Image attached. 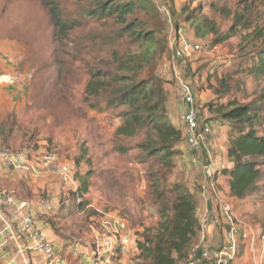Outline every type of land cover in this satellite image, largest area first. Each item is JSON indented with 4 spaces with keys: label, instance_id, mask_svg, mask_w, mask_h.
<instances>
[{
    "label": "rangeland",
    "instance_id": "1",
    "mask_svg": "<svg viewBox=\"0 0 264 264\" xmlns=\"http://www.w3.org/2000/svg\"><path fill=\"white\" fill-rule=\"evenodd\" d=\"M50 1L59 3L65 15L77 21L62 43L55 38ZM138 1L139 8L129 19L140 21L139 30L160 32L167 42L166 54L144 74L154 72L160 77L170 118L175 117L184 126L181 115L187 106L176 96L184 81L193 88L201 123H213V144L206 149L208 162L201 161V167H197L192 161L195 155L191 156L184 162L185 167H191L189 174L182 177L184 163L180 156L187 152H180L166 185L182 182L205 193L207 199L215 197L218 205L230 202L239 225L252 227L254 237L253 242L242 245L235 262L264 264V185L244 199L231 194V177L224 172L234 167L228 155L230 125L214 120L218 103L231 99L248 103L264 95V74L255 70L264 57V36L257 35L264 29V0ZM91 7V3L77 0H0V50L23 55V68L34 76L26 88L24 107L0 117V123L7 121L13 128L0 142L36 162L42 154L54 153L73 168L76 176L75 182L69 183L56 174L17 172L0 178V191L11 193L16 203L28 201L37 223H46L55 235L67 241L64 255H60L62 262L86 264V258L72 257L66 246L78 243L91 252L96 248L93 228L101 230L105 220L118 216L128 222L132 242L129 252L118 254L112 264H144L133 238L142 239L145 230L159 222L160 206L153 197L150 175L160 166L139 148L144 136L116 135L124 121L120 113L125 106L113 108L106 95L86 93L91 71H113L117 55L136 51L140 44L116 18H86L83 13ZM178 27L184 28L186 36L210 45V49L190 58L180 55ZM219 78L228 86L226 93ZM256 129L264 134V122ZM204 165L215 171L223 167L222 173H216L209 183L210 177L202 170ZM78 177L88 178L83 194L78 192ZM49 204L51 209L47 208ZM5 210L6 218L16 225L15 207ZM224 239L221 237L214 247ZM15 252L12 243L0 250V264L9 261Z\"/></svg>",
    "mask_w": 264,
    "mask_h": 264
},
{
    "label": "trees",
    "instance_id": "2",
    "mask_svg": "<svg viewBox=\"0 0 264 264\" xmlns=\"http://www.w3.org/2000/svg\"><path fill=\"white\" fill-rule=\"evenodd\" d=\"M77 1L92 4L83 13L86 18H116L125 24L124 29L140 44L136 51L118 54V64L113 71H91L86 93L97 97L106 95L108 105L113 108L125 106L126 109L120 113L124 121L117 128L116 135L126 138L144 136L138 144L139 148L146 157H154L160 166L159 169L154 168L150 175L153 197L160 206L159 222L155 227L147 228L142 239L133 238L139 260L144 264H183L200 239L199 202L184 183L177 181L167 186L166 182L181 152L185 129L175 117L170 118L166 89L160 77L154 72L144 74L166 54V39L152 29L139 30L140 21L129 19L139 8L138 0ZM49 5L55 38L62 43L69 37L77 21L67 17L56 1H50ZM185 9L188 10V7ZM189 14L188 21H191L193 15L190 10ZM257 35L263 37L264 29L258 31ZM261 61L262 64L255 70L264 74V57ZM219 82L225 88L223 93H226L228 86L224 79L219 78ZM211 87L215 88L213 85ZM258 101L243 103L231 99L218 103L214 110V120L230 125L228 155L233 159L234 167L224 172L231 177V194L240 199L262 189L264 185V134L256 129L258 123L262 125L264 122V95ZM12 131L9 122L0 123V139H7ZM77 179L80 180L78 192L83 194L88 188V178Z\"/></svg>",
    "mask_w": 264,
    "mask_h": 264
},
{
    "label": "built area",
    "instance_id": "3",
    "mask_svg": "<svg viewBox=\"0 0 264 264\" xmlns=\"http://www.w3.org/2000/svg\"><path fill=\"white\" fill-rule=\"evenodd\" d=\"M177 32L180 36V55L190 58L196 53L210 49V45H205L201 41L186 36L183 27H178ZM6 56L18 62H22L23 58V55H12L11 53H7ZM33 77L31 71L19 66L11 72L0 74V85L27 88L32 83ZM176 96L179 102L187 106L181 115V121L184 124L188 150L195 153L201 148L207 149L211 143L213 123H201L193 88L188 82L181 81ZM198 156L195 155L192 161L197 167H201L202 159ZM0 159L16 172L56 174L69 183H74L76 180L73 168L54 153H44L36 162L22 151L0 143ZM202 167L206 175L210 177L209 183L212 182L215 174L217 172L221 174L223 169L220 167L215 171L211 166L204 165ZM11 206L15 207L13 219L16 221V225L5 216V209ZM28 208V201L16 203L15 197L11 193L0 191V250L10 243L14 244L16 248L15 255L5 264H30L33 262L34 253L41 254L40 264H61V256L57 254L51 240L39 229L34 215L27 212ZM47 208L51 209L52 205H47ZM224 219L227 221L224 242L214 248L199 250L198 247H195L184 264H237L235 259L239 256L242 245L253 242L254 237L252 227L242 228L239 225L234 207L230 202L223 201L217 211H206L202 215L201 242L206 241L209 228L212 225L221 226ZM93 230L96 248L89 252L92 255V264H112L118 254L129 252L132 242L131 230L125 219L111 216L102 223L101 230L96 228ZM74 246L78 251L80 245L75 243Z\"/></svg>",
    "mask_w": 264,
    "mask_h": 264
},
{
    "label": "crops",
    "instance_id": "4",
    "mask_svg": "<svg viewBox=\"0 0 264 264\" xmlns=\"http://www.w3.org/2000/svg\"><path fill=\"white\" fill-rule=\"evenodd\" d=\"M11 53L12 55H16L15 51H10V50H5L1 49L0 50V74L2 73H7L11 72L12 70L16 69L19 66L24 67L25 64L23 62H18L12 58H7L6 54ZM27 89L26 88H20L17 86H1L0 85V117L6 115L9 111H12L14 109H20L23 108L26 100H27ZM206 122H212V121H205ZM185 132V130H184ZM213 140H211V144ZM180 151L181 152H187L185 155H181L180 157L182 158L183 163L188 159H190L191 156L193 155H199L204 163L208 162V155L206 152V149L201 148L200 150L196 151L195 153L191 152L187 148V143H186V135L184 133V139L180 145ZM179 158V157H178ZM188 166V167H187ZM191 167H189L188 164L184 163V167L182 168L183 173L180 175L183 176H188L189 170ZM204 171V169H202ZM193 171V170H192ZM201 170L198 169L197 172H200ZM194 172V171H193ZM17 173L14 171L10 166L6 165L1 159H0V178H4L5 176H8L10 174ZM205 173V172H204ZM216 178V175L214 176ZM183 179H180V181ZM189 190L195 194V196L198 199L199 202V207H198V218L201 220L202 215L206 211H217L219 209V205L216 203L215 197L207 199L205 193L202 194L198 192L197 189H195L193 186H189ZM27 212H30L33 214V210L31 207L28 208ZM39 229L45 233V235L51 240L53 243L56 252L58 255H64L63 254V245L67 244V241L65 239H62L61 237L57 236L54 234L53 230L46 224V223H39L38 224ZM227 228V221L226 219L223 220V224L221 226H215L212 225L209 228L208 232V237L206 241L201 242V238L199 239L198 244L196 247L199 248V250H202L204 248H214V245L218 243L221 239V237H225V232ZM214 241V243H213ZM134 245H136L134 243ZM136 247V246H135ZM72 255V257L78 258L81 256L82 260L83 258H86V264H92L93 260L92 257H89L90 254L89 252L84 251L81 247H79V250L77 251V248H75L74 244L71 246H66L65 250ZM86 252V253H85ZM42 260V256L40 253H34L33 255V262L34 264H40ZM84 260V261H85ZM62 264H66L65 260L62 262Z\"/></svg>",
    "mask_w": 264,
    "mask_h": 264
}]
</instances>
